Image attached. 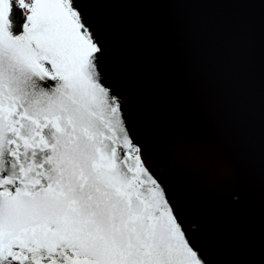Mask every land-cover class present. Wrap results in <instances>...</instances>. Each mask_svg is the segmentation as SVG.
<instances>
[{
	"label": "snow or ice",
	"instance_id": "snow-or-ice-1",
	"mask_svg": "<svg viewBox=\"0 0 264 264\" xmlns=\"http://www.w3.org/2000/svg\"><path fill=\"white\" fill-rule=\"evenodd\" d=\"M107 2L0 0V264H209L104 82Z\"/></svg>",
	"mask_w": 264,
	"mask_h": 264
},
{
	"label": "water",
	"instance_id": "water-1",
	"mask_svg": "<svg viewBox=\"0 0 264 264\" xmlns=\"http://www.w3.org/2000/svg\"><path fill=\"white\" fill-rule=\"evenodd\" d=\"M104 82L209 264H264V0L90 7Z\"/></svg>",
	"mask_w": 264,
	"mask_h": 264
}]
</instances>
